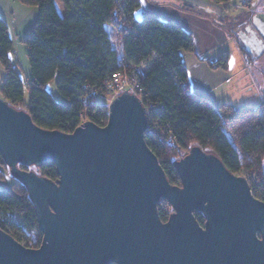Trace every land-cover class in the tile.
<instances>
[{
	"label": "water",
	"instance_id": "water-1",
	"mask_svg": "<svg viewBox=\"0 0 264 264\" xmlns=\"http://www.w3.org/2000/svg\"><path fill=\"white\" fill-rule=\"evenodd\" d=\"M256 38L257 52L245 32L241 40L254 58L264 50ZM148 127L147 108L129 91L109 105L105 126L86 121L70 134L37 126L0 97V154L43 235L28 248L0 228V264H264V202L247 179L194 146L174 163L182 186L171 184ZM45 163L57 181L20 167ZM163 200L173 208L166 222Z\"/></svg>",
	"mask_w": 264,
	"mask_h": 264
},
{
	"label": "trees",
	"instance_id": "trees-1",
	"mask_svg": "<svg viewBox=\"0 0 264 264\" xmlns=\"http://www.w3.org/2000/svg\"><path fill=\"white\" fill-rule=\"evenodd\" d=\"M19 1L39 10V20L25 40L31 74L24 79L13 65L14 41L7 20L0 15V62L6 70L1 98L28 112L37 126L70 134L86 121L105 126L109 105L97 98L109 93L106 85L114 73L137 72L145 107L163 108L148 117L146 141L171 184L182 186L174 163L199 146L216 154L233 174L256 173L264 202V107H217L193 92L184 54L194 52V38L181 24L156 15L138 20L135 12L141 8V0H62L65 13L55 0ZM210 1L228 5L232 0ZM241 51L247 63L254 62L243 45ZM153 59L158 63L140 73ZM204 62L212 68L227 67L229 55ZM54 81L64 101L48 90ZM20 167L53 181L59 179L53 163ZM163 202L168 209L163 208ZM172 212L167 201L160 202L163 222ZM195 216L203 226L204 215L196 212ZM0 228L28 248L42 243L30 234L43 238L29 193L11 175L1 154Z\"/></svg>",
	"mask_w": 264,
	"mask_h": 264
},
{
	"label": "crops",
	"instance_id": "crops-1",
	"mask_svg": "<svg viewBox=\"0 0 264 264\" xmlns=\"http://www.w3.org/2000/svg\"><path fill=\"white\" fill-rule=\"evenodd\" d=\"M181 1L183 5L179 4ZM58 2L60 3V5L56 3L58 9L65 13L63 1L58 0ZM141 2V8L135 12V17L138 20L156 15L163 21L181 24L185 30L193 35L195 49L193 53L184 54V62L189 70V82L195 93L208 98L216 106L229 102L232 104L231 106L237 107L241 105L240 102H244L243 97L247 96L245 103L250 99V90L243 88L239 93L243 96H240L239 100L236 99L237 103L233 101L237 96L235 91L239 90V87L233 88L232 81L235 79L236 73L232 70V59L239 60L240 73H245L249 68L236 33L241 29L243 31L244 24L249 23L262 34L259 37L264 41V19L256 18L247 12L230 15L232 13L227 5L216 4L210 0H202V2L199 0H173L172 2L141 0ZM222 7H224V12ZM0 15L7 20L10 27L11 37L14 41L13 59L16 63L15 66L29 77L31 74L29 62L25 56L22 58L16 52L18 53L17 47H21L22 50L21 45H24L27 55L25 40L39 20V10L36 7L23 4L19 0H0ZM228 45L235 48L239 54L232 56L230 51H223ZM216 52H219L215 55L216 57L210 59L209 55ZM226 54L229 55L227 67L212 69L204 62L205 60H217ZM250 55L254 61L262 59L264 50L255 58L252 54ZM153 61L155 64L144 67V73L158 63L157 59H153ZM190 71L193 72V80Z\"/></svg>",
	"mask_w": 264,
	"mask_h": 264
},
{
	"label": "rangeland",
	"instance_id": "rangeland-1",
	"mask_svg": "<svg viewBox=\"0 0 264 264\" xmlns=\"http://www.w3.org/2000/svg\"><path fill=\"white\" fill-rule=\"evenodd\" d=\"M165 1L172 2L173 0H165ZM199 1L202 2V0H199ZM55 3H59L58 0H55ZM182 3H183L182 1H181V3L179 2L180 5H183ZM59 5H60V3H59ZM227 7L230 10V12L232 13L230 15H238L241 12H247V13H251L256 18L264 19V0H232L227 5ZM222 11L223 12L225 11L224 7H222ZM111 35H112V39H113V43H114L115 47L120 50V44L118 43V40H117L115 33L113 31H111ZM21 46H22V50H21V47H17V51L19 54L17 52H16V54L22 58L25 56L26 60L28 61V57L25 53V46L24 45H21ZM223 51H230L232 56L239 54L238 51L235 50V48H233L231 45L226 46L225 49H223ZM217 53H219V52H216L214 54H210L209 55L210 59H213V57H216L215 55H217ZM11 60L13 62V65H16V63L14 62V59H13V53L11 54ZM205 63L208 65L207 62H205ZM150 64L151 65L155 64V61L151 60ZM231 66H232V70L234 71V73H236L235 79H233V81H232L233 88L239 87V90L237 89L235 91L237 93V96L233 101L235 103H237L238 101L236 99L238 98V100H239L240 96H243V95H239L240 90L243 88H245V89L248 88V90H250V94H251L250 95L251 97H249L250 99L246 103H245V101H246L245 99L247 98V96L243 97L242 100H244V102L239 101L241 103V105H238L237 107L248 108V109H258V108L264 107V105H263L264 104V57L262 59H256V61H254L253 63H250V64L248 63L249 68H248V70H246L245 73L239 72L241 69V65L239 63V60L237 61V59L234 60V58H233L232 62H231ZM243 66H244V64H243ZM221 67H224V66L222 65ZM143 69H144V67L139 69L140 73H144ZM212 69H217V68H212ZM191 71H190V73H191V77L193 80L194 79L193 78V72H191ZM21 74H22V77L24 79H27V77H28L27 74H24L23 72ZM135 74L138 75L137 72L133 73L132 75H135ZM5 79H6V70H5L4 66L2 65V63L0 62V96H2L1 88H2V84H3ZM190 86H191V84H190ZM47 88L51 93H53L57 97V99L59 101H64V99L58 94V90L56 87V81L49 84L47 86ZM191 89H192V87H191ZM121 93H123V92H121V91H118L117 93H115V92L110 93L109 92L108 94L99 96L97 98V100L102 101V102L110 105L112 103V101ZM223 105H232V104H229V102H228V104L225 103V104L219 105L217 107H221ZM249 174H251V172L247 173V174H243L242 176L247 179V177L250 178ZM162 206H163V208L168 209L167 203L165 204V202H163ZM22 232H24V231H22ZM30 234L32 236H36L37 239H41V240H39V242L42 241V239H43V238H40V236H37L34 232H30ZM24 239H26V238H24ZM27 240H30V239L27 238ZM27 240H25V241H27Z\"/></svg>",
	"mask_w": 264,
	"mask_h": 264
},
{
	"label": "built area",
	"instance_id": "built-area-1",
	"mask_svg": "<svg viewBox=\"0 0 264 264\" xmlns=\"http://www.w3.org/2000/svg\"><path fill=\"white\" fill-rule=\"evenodd\" d=\"M106 89L107 91H109L110 93L115 92L117 93L118 91L124 92V91H129L133 94H136L140 99L142 98V93H143V89L141 88L140 85V78L139 75H128L125 72H116L112 75V77L108 80L107 85H106ZM142 100V99H141ZM163 108H147V112H148V117L151 114H154L155 112H158L159 110H162ZM248 172H244L241 173L240 175L237 176H241L243 174H247ZM255 173H251L250 178L247 177V181L250 185L251 188V192L253 194V196L259 200H261L262 197V193H263V188L262 187V182L259 181V178L257 177V175ZM252 175V176H251ZM245 178V177H244ZM262 201V200H261Z\"/></svg>",
	"mask_w": 264,
	"mask_h": 264
},
{
	"label": "flooded vegetation",
	"instance_id": "flooded-vegetation-1",
	"mask_svg": "<svg viewBox=\"0 0 264 264\" xmlns=\"http://www.w3.org/2000/svg\"><path fill=\"white\" fill-rule=\"evenodd\" d=\"M243 32H245L246 34H247V39L250 41V42H252L251 44H255L254 45V47L253 48H255L256 49V51L255 52H257V50L259 49V45H258V43H257V41H256V37H259L260 36V32H258L257 30H256V28H254V27H252L251 25H249V23H245L244 24V27H243V31H242V29H241V31H238L237 33H236V36H237V38L239 39V41H240V44L241 45H243V43H242V37H243ZM259 33V34H258ZM262 35V34H261ZM262 37V36H261ZM256 38V39H255ZM260 38V37H259ZM258 40V39H257ZM257 44V45H256Z\"/></svg>",
	"mask_w": 264,
	"mask_h": 264
}]
</instances>
